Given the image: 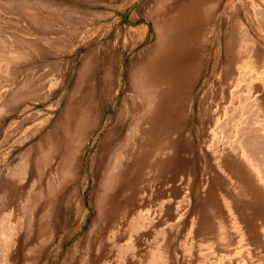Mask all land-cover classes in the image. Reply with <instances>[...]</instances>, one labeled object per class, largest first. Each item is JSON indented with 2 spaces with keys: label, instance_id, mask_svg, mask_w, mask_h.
<instances>
[{
  "label": "rangeland",
  "instance_id": "374dc122",
  "mask_svg": "<svg viewBox=\"0 0 264 264\" xmlns=\"http://www.w3.org/2000/svg\"><path fill=\"white\" fill-rule=\"evenodd\" d=\"M162 1L0 0V264H264L250 157L264 159V0L198 16L193 86L143 136L116 114L138 96L130 72ZM107 76L111 94L78 141L84 90Z\"/></svg>",
  "mask_w": 264,
  "mask_h": 264
},
{
  "label": "bare ground",
  "instance_id": "6f19581e",
  "mask_svg": "<svg viewBox=\"0 0 264 264\" xmlns=\"http://www.w3.org/2000/svg\"><path fill=\"white\" fill-rule=\"evenodd\" d=\"M216 1L218 0H179L174 3V0H164L161 3L162 7L159 6L157 10L151 12L149 15L155 29V40L153 45L146 52L147 54L140 56L136 60L135 65L133 64L134 67H132L133 69L130 72L129 78V90H136L138 96H136L135 101L129 109L127 103L123 100L120 104L119 112L116 114L117 116L119 113L121 115L124 111L127 117L133 116L132 121L130 120L131 127H129V132L140 130L141 135L146 136V131H148L146 127L152 125L153 128H159L158 126H160V123H167L169 119L172 118L174 113V96L178 98L181 97L182 94H179L178 91L180 87L184 92L188 91L193 86V78L197 72V69L191 65V63H194L193 56L195 54L193 44L196 34L200 32L201 26L204 25V28L208 26V21L199 19L198 16L203 14L204 18L205 14L209 18L211 9ZM110 55L111 54L107 56L109 60L111 59ZM111 86V77L107 76L105 79L101 80L96 87H86L84 90V93H86V98L83 99V103L86 104L85 111L75 122L76 138L78 141L86 130L88 131V129L92 128L96 122L99 113L111 94ZM176 91L177 94L175 93ZM125 107L128 110H126ZM117 116L116 118H118ZM117 120L118 119H116L115 124L110 127L107 133L108 135L106 134L107 137L101 144V150L96 156L99 160V164L104 160L103 157L106 153L107 146L113 140L116 131L115 128H117ZM126 140L127 139H125V141ZM243 144H245V142ZM258 146L259 143L257 141H255L254 144L247 145L250 151L252 148H257ZM70 147L72 148L73 146ZM71 150L67 152L63 162L67 159L68 154L71 159L70 162L73 161L74 154L71 153ZM250 157L253 159L251 161V167L256 178L264 182V159L256 155L255 158H253L254 156ZM70 162L68 165L71 164L72 166L73 163ZM116 162V160L110 162L111 167L105 171V175L103 176V185H107L110 177L115 175ZM98 170L99 168L96 169V171ZM126 212H128V210ZM99 213L98 210V214ZM102 220L107 224H111V222L104 219ZM143 221L144 219L142 216L131 218L128 221L129 227L136 225L137 228H139ZM150 253V261H153L155 254L154 252Z\"/></svg>",
  "mask_w": 264,
  "mask_h": 264
},
{
  "label": "crops",
  "instance_id": "0c3cea01",
  "mask_svg": "<svg viewBox=\"0 0 264 264\" xmlns=\"http://www.w3.org/2000/svg\"><path fill=\"white\" fill-rule=\"evenodd\" d=\"M260 130V129H259ZM259 133L260 134H263L264 133V131L262 130V131H259ZM252 175H253V177H254V173H252ZM257 179V178H256Z\"/></svg>",
  "mask_w": 264,
  "mask_h": 264
}]
</instances>
